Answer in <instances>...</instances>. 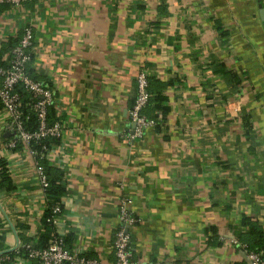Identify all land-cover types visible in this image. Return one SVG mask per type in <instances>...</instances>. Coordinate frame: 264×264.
Wrapping results in <instances>:
<instances>
[{
  "label": "crops",
  "instance_id": "0c3cea01",
  "mask_svg": "<svg viewBox=\"0 0 264 264\" xmlns=\"http://www.w3.org/2000/svg\"><path fill=\"white\" fill-rule=\"evenodd\" d=\"M27 25L32 75L53 90L64 128L47 160L64 172L66 248L112 263L127 197L142 220L130 233L143 264H248L231 239L243 217L264 228V0L0 5V59ZM141 71L154 95L166 84L168 112L128 141ZM5 119L0 109V158L13 184L0 189L1 264H37L14 249L39 245L45 194L29 149L2 148Z\"/></svg>",
  "mask_w": 264,
  "mask_h": 264
},
{
  "label": "built area",
  "instance_id": "2783aa9c",
  "mask_svg": "<svg viewBox=\"0 0 264 264\" xmlns=\"http://www.w3.org/2000/svg\"><path fill=\"white\" fill-rule=\"evenodd\" d=\"M32 1L34 0H0V5L19 8L25 3ZM32 46V28L27 25L24 26L22 35L16 45L5 57L6 66L0 65V105L1 111L6 117L5 123H3V130L5 129L4 132H7L10 136L7 141L4 142L2 139L1 141L4 142L2 148L5 150H14L17 142H21L22 145L29 149L35 158L38 182L43 192H45L48 187V181L42 166L39 164V159L50 157L52 148L47 149L43 145V150L39 152L31 148V143H38L47 138L59 140L62 137L64 128L60 120L51 124L47 121L48 108L54 105L53 90L43 81L34 79L28 73L27 66L31 61ZM19 86L24 88L31 96V101L25 106L29 108V111L37 119V128L33 131L26 129V123L30 115L23 111L22 97L17 90ZM148 87V73L145 71L139 72L136 77L135 100L128 110V117L133 125V128L125 135L128 141L141 138L145 130L159 124L157 118L151 119L143 113L151 97ZM118 202V224L113 234L114 261L112 263L80 255L66 248L64 236L59 231V218L63 208L61 200L52 207L54 216L48 219V223L53 227V232L46 246L39 247L34 242H22L14 250L18 255L28 260L36 261L37 264H143L141 260H136L132 256L130 233V230L142 220L129 208L127 197H121ZM231 242L244 249L248 264H264L260 253L247 250L245 245L237 239H231ZM4 260V256L0 257V264Z\"/></svg>",
  "mask_w": 264,
  "mask_h": 264
},
{
  "label": "trees",
  "instance_id": "16d2710c",
  "mask_svg": "<svg viewBox=\"0 0 264 264\" xmlns=\"http://www.w3.org/2000/svg\"><path fill=\"white\" fill-rule=\"evenodd\" d=\"M6 64L7 63L4 60H2V57H1L0 65L6 66ZM30 64H31V61L29 62L27 66L28 73L34 79L38 80L36 77L32 75ZM150 85L151 83L149 81L148 92L150 93L151 97L143 113L151 119H156L157 111H161L162 117L165 118L168 112V107L164 105L166 97L163 96L161 87L166 86V84H161V87H159L155 91V95L153 94L154 92L152 91L153 87L151 89ZM17 90L22 97L23 111L26 114L30 115L29 120L26 123V129L29 131H33L37 128V119H36V116L31 111H29V108L25 106L28 102L31 101L30 100L31 96L21 86H19ZM0 109H1V105H0ZM57 120L59 119L56 116V112L53 106H50L47 112V121L49 124H51ZM159 127H160V124H157L155 126V128H159ZM57 142H58L57 139L47 138L38 143L32 142L31 148L40 152L41 150H43L42 149L43 145L46 146L47 149L48 148L51 149L53 147L52 145L56 144ZM21 145H22L21 142H17V146L15 149L19 148ZM39 164L42 166L47 176V181H48V187L45 189V192H44L46 208L43 212V215L41 216V222L45 226L46 232L44 236L41 237L39 241V245H38L39 247H44L49 242L52 236L51 234L53 232V227L48 223V219L54 216V214L52 213V207L55 204L59 203L61 198L66 193V184L63 181L64 172L61 169L52 166L49 163V161L45 158H42V159L40 158ZM1 188L6 191L13 189L12 181L7 174V163H6V160L3 158H0V189ZM237 240L241 242L242 244H244L247 250L260 253L262 259L264 260V228L258 220H254L251 217H243L241 220V224H240V232L237 235Z\"/></svg>",
  "mask_w": 264,
  "mask_h": 264
}]
</instances>
